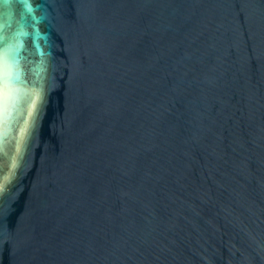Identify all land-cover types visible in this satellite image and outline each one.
<instances>
[{
  "label": "water",
  "instance_id": "1",
  "mask_svg": "<svg viewBox=\"0 0 264 264\" xmlns=\"http://www.w3.org/2000/svg\"><path fill=\"white\" fill-rule=\"evenodd\" d=\"M0 264H264V0H0Z\"/></svg>",
  "mask_w": 264,
  "mask_h": 264
}]
</instances>
